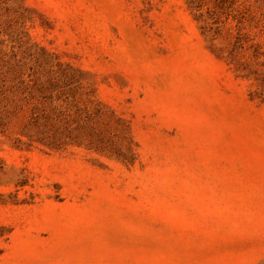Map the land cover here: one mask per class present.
<instances>
[{"label": "rangeland", "instance_id": "rangeland-1", "mask_svg": "<svg viewBox=\"0 0 264 264\" xmlns=\"http://www.w3.org/2000/svg\"><path fill=\"white\" fill-rule=\"evenodd\" d=\"M0 264H264V0H0Z\"/></svg>", "mask_w": 264, "mask_h": 264}]
</instances>
